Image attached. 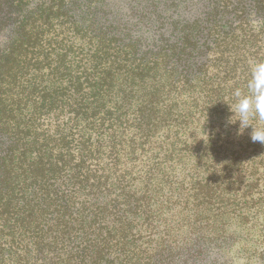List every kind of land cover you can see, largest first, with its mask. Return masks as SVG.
<instances>
[{"label": "trees", "instance_id": "trees-1", "mask_svg": "<svg viewBox=\"0 0 264 264\" xmlns=\"http://www.w3.org/2000/svg\"><path fill=\"white\" fill-rule=\"evenodd\" d=\"M258 61L264 0H0V264H264Z\"/></svg>", "mask_w": 264, "mask_h": 264}, {"label": "clouds", "instance_id": "clouds-1", "mask_svg": "<svg viewBox=\"0 0 264 264\" xmlns=\"http://www.w3.org/2000/svg\"><path fill=\"white\" fill-rule=\"evenodd\" d=\"M247 94L240 89L233 92L235 102L227 104L232 116L229 124L239 122L237 135H243L251 128L250 139L264 145V128L254 125L255 120L264 121V61L253 62L250 69V79L247 82Z\"/></svg>", "mask_w": 264, "mask_h": 264}]
</instances>
